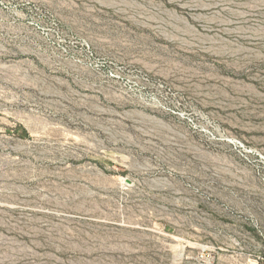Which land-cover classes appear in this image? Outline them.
I'll return each mask as SVG.
<instances>
[{"label": "rangeland", "instance_id": "obj_1", "mask_svg": "<svg viewBox=\"0 0 264 264\" xmlns=\"http://www.w3.org/2000/svg\"><path fill=\"white\" fill-rule=\"evenodd\" d=\"M0 264H264V0H0Z\"/></svg>", "mask_w": 264, "mask_h": 264}, {"label": "bare ground", "instance_id": "obj_2", "mask_svg": "<svg viewBox=\"0 0 264 264\" xmlns=\"http://www.w3.org/2000/svg\"><path fill=\"white\" fill-rule=\"evenodd\" d=\"M17 153V152H16Z\"/></svg>", "mask_w": 264, "mask_h": 264}]
</instances>
